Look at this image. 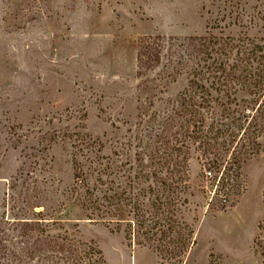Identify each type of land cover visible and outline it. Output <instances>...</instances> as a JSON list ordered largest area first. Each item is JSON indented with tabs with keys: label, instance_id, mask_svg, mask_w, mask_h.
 <instances>
[{
	"label": "rangeland",
	"instance_id": "374dc122",
	"mask_svg": "<svg viewBox=\"0 0 264 264\" xmlns=\"http://www.w3.org/2000/svg\"><path fill=\"white\" fill-rule=\"evenodd\" d=\"M196 37L264 68V0H0V264H264V148L222 187L224 167L171 138L184 167L168 181L176 196L147 214L125 204L120 225L85 219L69 193L80 137L124 170L157 148ZM157 38L160 64L145 71L141 47ZM26 219L43 221L66 251L23 254Z\"/></svg>",
	"mask_w": 264,
	"mask_h": 264
},
{
	"label": "trees",
	"instance_id": "16d2710c",
	"mask_svg": "<svg viewBox=\"0 0 264 264\" xmlns=\"http://www.w3.org/2000/svg\"><path fill=\"white\" fill-rule=\"evenodd\" d=\"M157 40L161 39H148L149 42L141 47L139 64L145 71L160 64L163 48L153 43ZM188 41L184 51L185 58L180 57L178 62L179 65L187 60L188 66L190 63L187 87L178 94L173 101L172 111L160 123L164 130L157 135V148L151 151L145 148L146 152L142 150L136 169L132 163L126 170V165L110 167L108 157L102 155L104 145L99 140L80 137L73 145L74 177L69 193L85 219L103 223L115 221L120 225L124 221L126 205L132 208V212L142 213L143 210L145 214L150 209L162 210L166 202H163L161 195H175L176 191L168 181L173 182L176 174L180 173L179 170L184 168L177 162L174 148H171V138L183 143L186 155L200 150L207 164L218 166L219 172L224 167L220 180V183L223 181L222 187L230 183L234 170H240L244 163L262 152L264 68L254 69L252 64L247 63L249 57H246V53L244 58L236 60L233 57L234 48L227 47L228 45L216 49L206 44L207 39L203 37L189 38ZM262 49L257 47L255 52ZM244 63L248 65L245 66ZM208 82L211 86L207 87ZM174 128L179 131L173 132ZM197 145L199 147L195 148ZM109 170L117 181H112L111 188L107 182ZM134 170L137 173L133 178ZM164 173L169 174V177H163ZM122 178L126 180L124 184L121 182ZM137 188L141 193L131 197V193ZM110 191L113 193L109 194ZM147 194L155 196V199L145 202L141 198H145ZM173 200L170 199V202ZM145 214L142 221L140 215L136 220L142 226L148 223ZM26 220L21 223L22 232L18 242L23 254L31 259L46 248L53 255L59 256L66 251L65 244H60L58 239L48 235L49 227L44 228L46 226L43 227V221L35 223ZM56 223L58 222L54 224ZM36 233L38 236L32 237ZM3 240L0 238V243ZM97 254L99 257L102 255L100 251ZM53 258L57 259L58 256L54 255ZM100 260L104 264L102 258Z\"/></svg>",
	"mask_w": 264,
	"mask_h": 264
}]
</instances>
